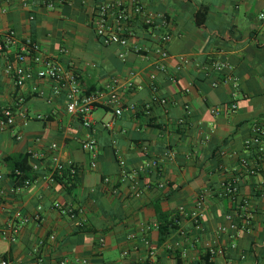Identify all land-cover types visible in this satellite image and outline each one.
<instances>
[{
    "label": "crops",
    "instance_id": "obj_1",
    "mask_svg": "<svg viewBox=\"0 0 264 264\" xmlns=\"http://www.w3.org/2000/svg\"><path fill=\"white\" fill-rule=\"evenodd\" d=\"M51 1L52 8H47L40 0H1L0 41L10 29L34 39L43 54L76 76L84 91L101 89L118 79L122 102L134 104L137 111L113 118L110 110L97 107L94 132H90L79 117L67 113L64 90L54 94L49 80L17 87L5 73L12 54L0 53V105L25 114H16L11 129L0 130L4 191L0 194V260L13 264H36L38 259L42 264L74 259L86 264H264V175H249L240 164L241 158L254 157L253 150L244 148L253 126L264 130V19L259 18L264 0H139L167 22L161 30L170 35L164 61L155 51L156 40L141 29L127 48L100 42L91 18L98 4L113 0ZM134 46H140L139 54ZM122 51L125 61L118 57ZM208 58L223 59L233 67L239 80L236 111L228 110L230 86L220 82L213 87L218 76L200 72ZM131 71L136 86L126 89ZM153 83L166 105L153 102ZM33 86L43 96L34 94ZM146 105L150 115L143 111ZM214 107L220 108L217 116L210 113ZM111 120L112 127L105 128L103 123ZM88 136L98 146L93 169L90 155L81 148ZM51 145H56L62 161L72 162L77 169L72 184L66 178L49 180ZM26 154L27 163L37 166L35 178L28 187L10 193L8 158ZM119 159L128 170L150 159L160 160L157 170L140 176L139 197L131 195L130 179L120 180ZM105 177L110 179L106 184ZM230 179L236 180L238 189L234 202L222 195L223 183ZM201 195L205 212L197 227L178 209L191 212ZM243 201L248 203L251 227L231 239V232L219 228L232 221L240 223L233 211ZM54 202L81 209L87 222L84 229L52 210ZM156 207L179 221L164 242L158 229L149 232L154 251L149 256L140 241L133 243L128 237L139 238L142 224L157 223ZM15 212L28 222L21 224ZM208 245L221 248L223 255L209 257Z\"/></svg>",
    "mask_w": 264,
    "mask_h": 264
},
{
    "label": "built area",
    "instance_id": "obj_2",
    "mask_svg": "<svg viewBox=\"0 0 264 264\" xmlns=\"http://www.w3.org/2000/svg\"><path fill=\"white\" fill-rule=\"evenodd\" d=\"M40 3L47 7L52 8L53 4L51 0H40ZM1 4V0H0ZM260 19H264V13L260 14ZM167 25L166 20L162 15H154L148 11L146 5L139 0H131L124 2L122 0H113L103 2L97 5L95 14L91 18V26L103 45L115 44L121 48H127L130 40L136 35V30L141 29L149 32V35L156 40V53L159 55L161 61L168 58V53L165 49L166 44L170 40V35L166 31H161ZM10 51L12 54V60L8 61L5 67V73L10 76L17 87L24 86L28 81H40L49 80L54 83L53 93L58 94L61 90L65 91V107L68 114L75 115L80 118L82 126L88 129L90 132H94V119L93 112L97 107H104L110 110L113 114V118H119L124 112H136L137 107L134 104H124L120 97L121 83L118 79L113 78L103 88L94 91H84L77 81V78L72 72L68 71L57 59L47 56L42 53L40 45L37 41L30 37L20 36L15 30H8L2 40L0 41V53ZM133 51L139 54L141 51L140 46H134ZM121 61H125L126 53L122 51L118 54ZM163 65H160V69ZM179 69V68H178ZM200 72L208 76L209 74H216L218 80L212 82V86L215 87L218 83H226L230 86L232 92V99L228 104V110L234 112L237 109V104L234 101L235 95L239 89V80L233 72V67L223 59L208 58L200 67ZM135 73L131 71L129 78L125 81L126 89H134ZM174 82L175 80L172 79ZM152 90L154 91L153 102L161 105H166V98L156 95V87L152 84ZM32 91L37 96H43L37 86H33ZM186 92L188 89L185 90ZM189 112L188 106H185ZM145 115H150V105H146L143 108ZM210 113L213 116H217L220 113V108H211ZM16 114L24 117L25 114L22 111H14L13 108L0 105V130L11 129L16 120ZM39 117V116H38ZM178 123H182L179 120ZM113 125V120L103 123V126L110 129ZM264 130L258 125H254L252 128V134L244 141L245 150H253L254 157L241 158L240 164L246 169L247 174L254 175L256 173H263L264 175V146L262 144ZM203 136V135H202ZM207 139V135L203 136ZM20 139L19 136L16 137ZM50 155V169L51 174L49 180L53 181L55 175L61 176L63 173H67L68 176L73 179L77 176V169L72 165V162L62 161L60 156L56 153V145H51ZM81 148L88 153L91 157L90 166L96 168V159L98 154V146L96 140L92 136H88L81 142ZM160 164V160L150 159L141 166L128 170L126 163L123 159L118 160L120 167L121 181L130 179L131 195L139 197L140 190V176L148 175L157 170ZM32 170H35L37 166L32 165ZM19 175V172H16ZM2 176L0 175V194H3V188L1 186ZM109 178H103V183L109 182ZM33 181L25 180L21 186L10 187L9 192L15 193L22 188L28 187ZM115 192V188L112 190ZM238 194L236 186V180L230 179L223 183L222 195L235 201ZM51 209L58 212L60 215H64L71 220L77 222L78 227L84 229L87 224L86 219L83 216L81 209H76L69 206H63L58 202H54L51 205ZM37 210L40 212L41 207ZM205 207L204 198L199 196L196 200L194 210L191 212H185L183 207L178 209V213L190 216L195 225L199 227V222L204 217ZM234 217L238 218L239 224L233 221L229 223L227 227L219 228L220 232H231L229 238L234 239L238 237L242 232L250 230L251 225V213L249 211L247 202H240L234 209ZM14 218L19 219L23 224L28 222V218L22 217L20 212L14 213ZM40 215L36 213L34 220H39ZM230 219L231 217L228 216ZM152 229H158L157 223L142 224L140 228L139 238L136 235H129L128 239L134 243L135 240L140 241L147 249L148 255L153 256L150 239L148 237L149 232ZM16 231V228L13 229ZM181 234H184L181 232ZM50 240H54V235L49 236ZM10 241H14V237H9ZM103 240H100L102 243ZM234 244L232 245V247ZM134 248L136 246L134 245ZM36 251V249H34ZM127 251L123 254L127 255ZM206 253L209 257L222 256L223 250L212 245L207 246ZM86 264V261L74 259L72 261L63 260L59 264ZM0 264H13L7 259H1ZM36 264H42L40 259ZM116 264V263H107Z\"/></svg>",
    "mask_w": 264,
    "mask_h": 264
},
{
    "label": "trees",
    "instance_id": "obj_3",
    "mask_svg": "<svg viewBox=\"0 0 264 264\" xmlns=\"http://www.w3.org/2000/svg\"><path fill=\"white\" fill-rule=\"evenodd\" d=\"M28 155H17L13 157H9L8 160L11 162L12 170L10 171L9 177L13 182V186H21L25 180H34V172L31 166L27 163ZM19 172V175L16 174ZM66 178V182L72 184L75 178L71 179L67 173H63L61 176L55 175L54 179L58 181H63ZM66 184V183H64ZM156 215H157V225L158 232L160 236V241L164 242L165 239L177 228V222L179 221L177 217L169 218V216L165 213H162L156 207Z\"/></svg>",
    "mask_w": 264,
    "mask_h": 264
}]
</instances>
